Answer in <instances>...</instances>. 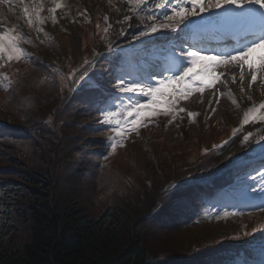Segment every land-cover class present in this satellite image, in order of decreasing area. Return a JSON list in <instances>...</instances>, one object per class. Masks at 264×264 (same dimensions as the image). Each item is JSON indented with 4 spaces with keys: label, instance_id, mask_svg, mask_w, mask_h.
<instances>
[{
    "label": "trees",
    "instance_id": "obj_1",
    "mask_svg": "<svg viewBox=\"0 0 264 264\" xmlns=\"http://www.w3.org/2000/svg\"><path fill=\"white\" fill-rule=\"evenodd\" d=\"M74 59L68 72L77 68ZM6 68L12 83L0 92V264L252 263L254 232L191 221L199 199L222 182L179 185L144 217L166 184L216 171L203 143L153 137L150 148L128 153L126 165L117 155L101 165V134L86 102L97 91L81 83L69 94L54 61L36 56Z\"/></svg>",
    "mask_w": 264,
    "mask_h": 264
},
{
    "label": "snow or ice",
    "instance_id": "obj_2",
    "mask_svg": "<svg viewBox=\"0 0 264 264\" xmlns=\"http://www.w3.org/2000/svg\"><path fill=\"white\" fill-rule=\"evenodd\" d=\"M108 2L112 4V0ZM5 3L6 0H0V6ZM20 3L24 4V0H20ZM167 4H171V14L159 12ZM167 4L157 3L156 0H120V6L126 10L122 19L117 23L128 24V27L133 30L131 37L133 40H139L160 30L175 31L179 25H185L186 27L192 26L195 31L207 32L220 37L231 35L236 40V46L224 49L217 54L211 51L204 54L206 50H190L191 46L189 50H185L182 47L185 41L181 39L170 49L173 63L164 69L167 72H179V75L156 79L162 73L153 69L140 70L137 76L123 72L113 73L117 79L115 87L129 100V103L124 105L123 111L120 107L123 104V97L106 92L102 84L97 82L94 86L99 89V92L93 98V108L100 113V123L108 126L113 134L105 141V146L110 145L113 151L120 141L127 138L129 132H137L146 119H151L159 111H164L175 118L177 112L184 111L183 108L177 107L179 100L187 99L192 92L203 94L206 89L211 90L212 96L208 99V104L211 105L213 101L219 103L220 97L225 94L222 86L227 87L229 83V74H231L230 82L239 85L241 94H246L245 86L250 90L254 82L264 86V52L253 55L257 49H264V12H260L258 18H255L251 12L253 4L264 8L262 0H176V3L167 0ZM225 5H235V8H230L228 11H214L222 9ZM64 6L61 0H54V6L46 9L53 24L57 22V10H62ZM8 10H12L11 6ZM116 10L119 11V8ZM44 11L45 8L39 0H34L32 4H25L22 8L28 25L38 35L44 32L41 25L49 19V15H42ZM203 13L207 15H201ZM141 14L146 15L147 22H145V15ZM82 15L88 19L86 13ZM194 16L199 17V20L189 19ZM134 18L139 19L140 26L132 23ZM101 19L106 25L103 31L107 34L112 27L109 23V16L103 14ZM99 27L100 25L97 24L96 28L99 29ZM126 31L127 29H122L119 36L124 37ZM45 35H47L46 32ZM28 44H32V40L27 34H23L22 30L16 32L15 29H0V62L20 61L29 57L24 47ZM176 48H180L179 54L175 51ZM98 56V53L93 52L92 59H84L79 69H73L72 73L64 79L70 80L72 84L87 83L90 79L89 71L97 63ZM185 57L188 67H183ZM181 68L183 71H180ZM95 75L99 80L103 79V73ZM0 79L7 81L9 85L12 83L5 74L0 73ZM153 80H155V86L152 84ZM135 94L149 99L146 103H139ZM227 96L233 105L238 104L231 90L227 92ZM248 99L251 100L250 95ZM115 101L120 103H115ZM113 108L116 111H113ZM215 110V108L211 109L213 112ZM196 115L194 112H188L189 118ZM246 125L259 127L253 132L245 128ZM261 132H264V99L259 103H252L247 110L243 111L239 127H234L232 130V137L239 140L244 150L243 158L238 161L239 166L244 169L241 184L247 190L251 186L246 182L248 179L258 183L257 188L253 189V195L259 192L261 203L251 205L255 207L264 206V135H261ZM117 137L119 140L116 139ZM229 141L231 137L225 143ZM249 173H255V175L249 177ZM179 187V185L175 186L177 189ZM252 231L256 232L257 229L253 228ZM260 247L264 253V241H261ZM261 264H264V260H261Z\"/></svg>",
    "mask_w": 264,
    "mask_h": 264
},
{
    "label": "rangeland",
    "instance_id": "obj_3",
    "mask_svg": "<svg viewBox=\"0 0 264 264\" xmlns=\"http://www.w3.org/2000/svg\"><path fill=\"white\" fill-rule=\"evenodd\" d=\"M8 4L11 6L12 10L7 14L3 11L2 6H0V13L4 16L6 15L5 18H9L13 24L19 25L20 29L24 31L28 30L32 41L37 43L38 46H40L39 44H43L41 48L38 47L37 49L38 55L43 60L61 59L62 52L60 50V46L69 47L72 54L77 55L76 60H80L83 54L86 53L91 46V43L88 44L90 40L89 34H87L86 31L87 27L91 24L92 18H101L106 11L113 15L110 18L112 27L109 29V34L112 38L115 37V40L110 44L111 48L108 46L105 49V54L110 51L118 50H123L121 52L125 54L129 46L122 44L134 43L137 45V43H144L140 42L143 37L139 40H133L131 38L133 30L128 27L127 23H117V21L121 20L123 16L121 15L123 13V7L120 6V0H112L111 5L106 0H70L69 3L62 2L65 6L62 10L57 11V22L55 24L51 22L50 14L47 13L46 8L44 7L45 11L42 15H49V19L45 24L41 25V27L44 29V33L46 32L47 35L55 40L56 45H58L57 41H60V44L57 46V50L53 49L49 44H44V40L40 34L38 35L37 32L28 25L23 13L16 11L14 6L15 3L13 4L12 1H10ZM113 5H115V7H113ZM117 8H119V11L116 10ZM168 12L169 10L165 13ZM11 13H15L17 19L13 18ZM82 13H86L88 19H85V16L82 15ZM168 14H171V12ZM145 22H147L146 15ZM1 23H5L4 19ZM132 23L140 26L139 19L134 18ZM122 29H127L124 37L119 36V32ZM159 32L160 31L152 33L147 37H154L158 35ZM46 42H48V40H46ZM24 47L29 55L32 50L34 51V49H30L29 44L24 45ZM139 50H141L139 52H142V50H145V47ZM152 53L153 52L149 55ZM88 54H84V56ZM7 85V82L0 80L1 93L5 90ZM230 86V81L227 84V87L222 86V91L225 94L220 97L219 103L213 101L211 105L208 104V99L212 96L211 90L206 89L203 94L199 92H192L187 99L179 100L177 107L183 108L184 111L177 112L175 118L166 114L164 111H159L155 116L151 117V119H146L143 126H141L137 132H129L127 138L121 141L120 145L114 151H109V147L107 150L110 153L119 151L117 157L123 165H126L124 158L128 155V153L132 151L136 152V150L141 146L144 148H150V146L155 143L153 137H157L158 139L162 138L161 142L170 141L175 145L181 143H191V138H193L197 146L199 141L200 143L201 141H204L206 144L210 145L208 141L210 138H214L219 141L217 137L221 138L223 135L222 140L220 139L221 143L224 142L223 149L215 152L219 165L216 172H213L209 179L241 168L238 161L243 158L244 150L241 148L239 140L237 141L236 137H232L230 129L231 127L232 130L234 127H239V120L242 118L243 111L247 110L248 104L259 103L262 99H264V86H261L258 82H254L250 90H248L247 86H245L246 94H241L239 92L238 84H234L233 89H229ZM230 90L238 100V104L236 105H233L227 96V92ZM248 95L251 96V100L248 99ZM212 108L216 109L215 112L211 111ZM122 109L124 110V107ZM188 112H194L197 115L189 118ZM230 137L231 141L225 143V141H228ZM251 176L252 175H250V177ZM189 183L194 182L192 181ZM253 189H255V186H251L247 190H243V198L240 200H243L245 203H243L242 209L235 208V215L227 211V204L223 208H219L218 206L213 207V204L218 201L215 198L213 200L208 199L206 201V206L201 209L203 216L209 222H222L235 225L243 224L242 229H245V232L249 233L253 228H264V206H251L260 205L261 203L260 193L256 192L253 195ZM100 196V193H97L94 200H97ZM223 197H225L224 200L229 198L226 194ZM248 228H250V230ZM245 232L243 233L245 234ZM262 236L264 237V230L262 231ZM262 256L263 255H261V257ZM260 260L257 261L259 264Z\"/></svg>",
    "mask_w": 264,
    "mask_h": 264
},
{
    "label": "bare ground",
    "instance_id": "obj_4",
    "mask_svg": "<svg viewBox=\"0 0 264 264\" xmlns=\"http://www.w3.org/2000/svg\"><path fill=\"white\" fill-rule=\"evenodd\" d=\"M183 6V5H182ZM189 7H190V5H189ZM201 15H207L206 13H203V14H201ZM195 17V16H194ZM194 17H190L189 19H192V18H194ZM262 50H264V49H258V51H262ZM257 54V51H256V53H254L253 55H256ZM237 74H238V70H237ZM231 80V74H229V81ZM234 85V84H233ZM233 85L232 86H230L229 87V89L231 88V89H233ZM257 127H259V126H245V128H247L249 131H253V132H255L256 130H257ZM261 135H264V132H261L260 133ZM240 139H242V135H240ZM237 141H238V139H236Z\"/></svg>",
    "mask_w": 264,
    "mask_h": 264
},
{
    "label": "water",
    "instance_id": "obj_5",
    "mask_svg": "<svg viewBox=\"0 0 264 264\" xmlns=\"http://www.w3.org/2000/svg\"><path fill=\"white\" fill-rule=\"evenodd\" d=\"M168 187H169V186H166L165 188H163V189L159 192V196H160L161 194H163V193L165 192V190H166ZM159 205H160V198L157 197V199H156V205L150 210L149 215L152 214V213H153V212L159 207Z\"/></svg>",
    "mask_w": 264,
    "mask_h": 264
}]
</instances>
